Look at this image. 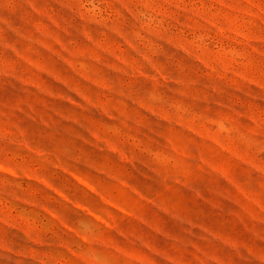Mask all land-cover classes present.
I'll return each mask as SVG.
<instances>
[{"label": "rangeland", "instance_id": "rangeland-1", "mask_svg": "<svg viewBox=\"0 0 264 264\" xmlns=\"http://www.w3.org/2000/svg\"><path fill=\"white\" fill-rule=\"evenodd\" d=\"M0 264H264V0H0Z\"/></svg>", "mask_w": 264, "mask_h": 264}]
</instances>
